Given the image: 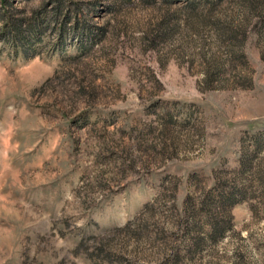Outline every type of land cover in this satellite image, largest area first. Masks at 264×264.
Here are the masks:
<instances>
[{"label":"rangeland","instance_id":"1","mask_svg":"<svg viewBox=\"0 0 264 264\" xmlns=\"http://www.w3.org/2000/svg\"><path fill=\"white\" fill-rule=\"evenodd\" d=\"M0 264H264V0H0Z\"/></svg>","mask_w":264,"mask_h":264}]
</instances>
